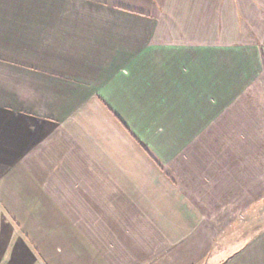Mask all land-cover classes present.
<instances>
[{
  "label": "crops",
  "instance_id": "crops-1",
  "mask_svg": "<svg viewBox=\"0 0 264 264\" xmlns=\"http://www.w3.org/2000/svg\"><path fill=\"white\" fill-rule=\"evenodd\" d=\"M263 199L264 0H0V264H264Z\"/></svg>",
  "mask_w": 264,
  "mask_h": 264
},
{
  "label": "rangeland",
  "instance_id": "rangeland-1",
  "mask_svg": "<svg viewBox=\"0 0 264 264\" xmlns=\"http://www.w3.org/2000/svg\"><path fill=\"white\" fill-rule=\"evenodd\" d=\"M240 221H237V229L240 230L242 237L249 236L255 231L264 228V199L255 205L250 211L242 215Z\"/></svg>",
  "mask_w": 264,
  "mask_h": 264
}]
</instances>
